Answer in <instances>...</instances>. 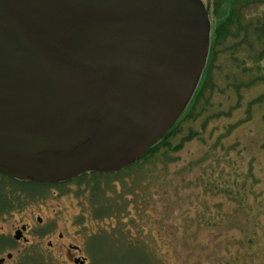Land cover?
<instances>
[{
  "label": "water",
  "instance_id": "water-1",
  "mask_svg": "<svg viewBox=\"0 0 264 264\" xmlns=\"http://www.w3.org/2000/svg\"><path fill=\"white\" fill-rule=\"evenodd\" d=\"M203 0H0V172H114L177 123L207 65Z\"/></svg>",
  "mask_w": 264,
  "mask_h": 264
},
{
  "label": "rangeland",
  "instance_id": "rangeland-1",
  "mask_svg": "<svg viewBox=\"0 0 264 264\" xmlns=\"http://www.w3.org/2000/svg\"><path fill=\"white\" fill-rule=\"evenodd\" d=\"M203 1L209 6L211 23L215 22L222 15L216 8L218 0ZM246 11L250 18L263 17L264 5L253 4ZM232 43H222L217 55L213 90L205 93L209 107L202 110L198 103L196 111L200 115L182 124L176 142L190 129L200 134L173 153L175 160L159 165L149 174L137 171L124 179L113 177L105 184L102 181V188L97 191L91 182L75 180L50 187L22 184L18 190L5 184V192L22 207L13 208L0 218V234L11 233L13 224L32 223L42 216L46 227L54 225L56 231L63 232L64 240L83 248L89 264H226L227 260L231 264H264V103L256 105L250 119H246L248 102L264 94V81L242 86L238 96L230 85L233 78L246 82L259 73L252 62L250 67L254 69L246 73L232 64L230 52L224 49ZM260 49V44H254L252 56ZM244 53L247 51H241L242 57ZM261 66L264 71V58ZM218 138L236 150H218ZM208 152L211 156L204 165L216 166L212 174L216 178L222 169L224 181L233 172L243 177L253 163L252 172L258 183L253 185L249 180L243 190L232 186V197L205 190V184L198 180L205 177L203 168L197 166L185 172L182 168ZM218 153L222 157L219 168ZM106 200L114 203L115 209L111 214H98L97 208L104 207ZM30 238L34 244L32 234ZM54 238L49 233L45 235L42 251L48 259L61 264L56 260L58 254L53 256L56 250L46 244ZM5 243L1 241L0 247Z\"/></svg>",
  "mask_w": 264,
  "mask_h": 264
},
{
  "label": "trees",
  "instance_id": "trees-1",
  "mask_svg": "<svg viewBox=\"0 0 264 264\" xmlns=\"http://www.w3.org/2000/svg\"><path fill=\"white\" fill-rule=\"evenodd\" d=\"M264 5V0H218L216 4V8L218 7V13L222 14L220 17L218 16V19H215L216 21L211 23L212 29H211V41H210V50L209 55L207 59V65L205 67V70L202 74L201 80L199 82V85L193 95L192 100L188 104L187 108L177 121V123L172 127V129L156 144H154L152 147L149 148V150L138 160L133 162L131 165L118 170L114 172H98V171H89L87 173H83L79 176H77L75 181H78L79 183L85 182H91L92 189L100 190L102 188V181L106 183L110 182L113 177L121 179L123 176L130 174L131 172H144V174H149L153 170H156V168L159 165H166L170 161L175 160L173 153L179 152L184 144L191 140L196 138L200 131H195L193 129H190L188 133L185 134L184 137H182L178 142H176L177 136L180 134L182 130V124L185 121H188L192 119L193 117H197L200 115V112L198 113L196 110H198V103L200 104V109L205 110L209 107V99L206 100L205 93L207 91L213 90V81H212V72L213 69L217 67V64H215L217 55L219 56L222 49L220 48L222 43H227L228 40H232L233 43L227 45L224 49L226 51L230 52V59L232 64L235 65V67L240 70L243 73H246L248 71H252V67H250L251 62L255 64L258 72L256 76L250 78L246 82L240 81L238 78H233L232 82H230V85H232L238 96H241V88L242 86H251L254 85L259 80L264 81V71L261 66V61L264 58V16L259 15L254 18L248 17L247 9L250 7V5ZM208 11L210 12L209 6ZM211 20V18H210ZM254 44H260L261 49L257 54L252 56L253 52V46ZM241 51H247V54L242 57ZM219 68V67H218ZM264 103V94H260L259 96L255 97L254 99H251L246 107V119L249 120L252 116V110L256 105H260ZM240 104V103H239ZM238 104V105H239ZM237 105V106H238ZM236 106V107H237ZM196 111V112H195ZM201 111V110H200ZM229 113V112H227ZM205 125H203L204 127ZM202 127V128H203ZM233 127V126H232ZM232 127H230V131L232 130ZM228 129V132H229ZM202 131V130H201ZM216 145V144H214ZM221 146V148H219ZM225 146L221 140V138H218V150L222 152H232V150H236V147ZM264 147V143H263ZM212 152H215V150H211ZM211 152H208L205 157H202L199 160H196L194 163L189 164L188 166H185L182 168V170L188 171L189 169H192L193 167L199 166L200 168H203L204 176L207 177V180L204 179L205 177L201 176L199 177V182L205 184V190L209 192H223L227 193L231 197L235 195V191L231 188L232 186H239L241 190L246 189L247 183L250 181L253 182V185L258 183V180H254V173L252 172L253 163H250L249 170L245 174L233 172L232 174H228L227 180L224 181L223 174L224 169L221 170V173H218V178H216L214 175V172L216 170V166L211 164L209 166L204 165L206 160L210 158ZM221 155L218 153V168L221 162ZM133 174V173H132ZM220 174V175H219ZM235 174V176H234ZM231 176H234L231 177ZM238 177V178H235ZM3 178V182H0V202H1V210L0 214L3 213V208L9 207L12 203L11 198L9 195L5 192V184H11L13 185V189L18 190V185L22 184L26 186L27 184L32 185H40L42 187H50V186H59L62 184H66L72 180L59 182V183H53V184H45V183H34V181H21L19 179L10 177L8 175H5L0 172V180ZM242 178V179H241ZM124 179V178H122ZM90 180V181H88ZM23 191H26V189L23 187ZM27 192V191H26ZM28 193V192H27ZM16 200V199H15ZM106 200L105 206H101V208H97V213H109L111 214L112 211L115 209L114 203H107ZM232 262L230 260L226 261V264H231Z\"/></svg>",
  "mask_w": 264,
  "mask_h": 264
},
{
  "label": "flooded vegetation",
  "instance_id": "flooded-vegetation-1",
  "mask_svg": "<svg viewBox=\"0 0 264 264\" xmlns=\"http://www.w3.org/2000/svg\"><path fill=\"white\" fill-rule=\"evenodd\" d=\"M6 193L9 195V192ZM10 200H12L11 206L3 208L4 211L0 214V218L11 212L13 208L20 209L22 207L15 199ZM1 207L0 202V210ZM45 225L44 218L38 216L32 223L22 222L21 224H13V231L11 233H1L0 242L4 241L7 243L0 247V264H35L37 261L44 264H57L53 261L55 259H48L47 254L42 251L44 243L41 240H43L47 233L55 236V241L50 239L46 244L51 250H56V252H53V256L58 254L56 260L60 261L61 264L63 261H68L70 264H89L90 259L84 254L81 246L64 240L63 232L56 231L54 225H47V227ZM31 234L36 239L34 244H31Z\"/></svg>",
  "mask_w": 264,
  "mask_h": 264
}]
</instances>
